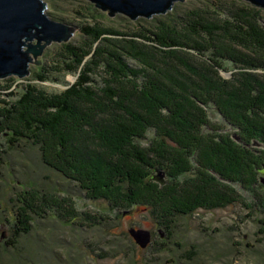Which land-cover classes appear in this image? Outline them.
Listing matches in <instances>:
<instances>
[{"label":"trees","instance_id":"obj_1","mask_svg":"<svg viewBox=\"0 0 264 264\" xmlns=\"http://www.w3.org/2000/svg\"><path fill=\"white\" fill-rule=\"evenodd\" d=\"M205 5L159 18L148 34L83 27L95 41L67 44L52 69L77 80L38 97L30 85L15 104H2L1 137L8 130L9 148L22 140L37 147L45 166L110 211L147 208L166 234L176 216L200 209L241 202L264 213V15L245 0ZM59 187L16 192V231L5 246L20 255L7 264H57L40 255H50L43 241L30 249L18 242L50 212L76 228L80 220L111 225L109 216L81 213ZM196 250L185 262L209 256Z\"/></svg>","mask_w":264,"mask_h":264},{"label":"rangeland","instance_id":"obj_2","mask_svg":"<svg viewBox=\"0 0 264 264\" xmlns=\"http://www.w3.org/2000/svg\"><path fill=\"white\" fill-rule=\"evenodd\" d=\"M44 1L48 4L46 12L53 19L75 28L72 37L67 42H52L37 58L31 53L33 61L30 62L27 75L11 74L0 77V110L4 103L15 104L19 101L30 85L36 87L37 91L33 95L38 97V92L58 93L68 84L74 83L78 78L76 74H64L52 69L61 63L67 44L87 48L95 41L94 37L84 33L83 27L100 23L112 29L148 34L147 30L153 29L159 18L164 19L171 12L178 15L192 10L200 12L207 6L205 3L208 0H179L166 13L135 19L124 13L112 16L89 0ZM257 7L262 9L264 15V8ZM30 43H37V40ZM97 44L98 41L95 45ZM46 70H49L48 79L41 81L38 76H47L44 73ZM52 75L59 76L61 82L51 80ZM222 75L229 77L230 72L222 71ZM214 119L212 117L216 121ZM4 130L0 129V264H7L12 257L20 255L15 247L5 246V240L16 231L12 223L17 205L16 192L33 187L52 190L57 184L63 190L62 195L71 197L75 205L72 204L81 213L96 212L99 216L101 213L103 217L109 216L111 219V225L92 229L88 228L89 222L82 220L80 223L84 227L81 225L76 228L75 225L67 224L55 212L48 213L45 220H37L32 233L22 236L18 242L21 247L30 249L31 244L36 247L37 240L43 241L45 248L50 250V255H40L49 257L52 261L56 258L57 264H264V213L246 207L245 203L235 202L215 209H200L192 215L176 216L166 234L165 227L158 224L155 216L143 206L116 213L110 211L108 204L102 200L87 199L75 184L64 180L67 178L43 164L37 147L22 140L20 148H9L8 140L12 133L6 130L5 136L1 137ZM153 135L150 132L142 141L143 145L149 144ZM23 158L28 162H24ZM263 178L264 174L259 175L260 181ZM246 202L250 203L249 200ZM103 221L106 223L104 218ZM132 227L154 231L155 236L151 232L148 246H139L130 233ZM193 250L199 253L201 251L202 256H209L201 258L200 261L196 257L197 259L185 262L184 259L195 255ZM211 254L217 256L211 259ZM30 261L32 262L31 259Z\"/></svg>","mask_w":264,"mask_h":264},{"label":"water","instance_id":"obj_3","mask_svg":"<svg viewBox=\"0 0 264 264\" xmlns=\"http://www.w3.org/2000/svg\"><path fill=\"white\" fill-rule=\"evenodd\" d=\"M110 15L124 13L135 19L166 13L179 0H89ZM184 1V0H180ZM264 8V0H245ZM44 0H0V77L29 73L31 53L37 58L52 42H67L74 27L53 19ZM37 43H30L33 40ZM27 47V49H26ZM239 139L238 136H235ZM264 183V178L262 179ZM132 237L143 248L151 241L148 229L132 227ZM4 238V236L2 237Z\"/></svg>","mask_w":264,"mask_h":264},{"label":"flooded vegetation","instance_id":"obj_4","mask_svg":"<svg viewBox=\"0 0 264 264\" xmlns=\"http://www.w3.org/2000/svg\"><path fill=\"white\" fill-rule=\"evenodd\" d=\"M160 231H161V230H160ZM151 232H152V235H153V236H155V233H154V231L152 230ZM163 236H164V235H163Z\"/></svg>","mask_w":264,"mask_h":264}]
</instances>
